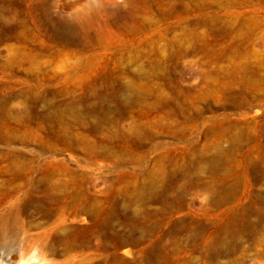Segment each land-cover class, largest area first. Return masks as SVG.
<instances>
[{
  "label": "rangeland",
  "instance_id": "obj_1",
  "mask_svg": "<svg viewBox=\"0 0 264 264\" xmlns=\"http://www.w3.org/2000/svg\"><path fill=\"white\" fill-rule=\"evenodd\" d=\"M2 17L0 93H14L5 105L10 133L25 141H0L1 169L12 149L30 169H41L31 171L34 177L63 161L83 180L78 195L98 198L104 203L99 215L114 217L102 248L100 236L88 232L93 216L78 209L76 264H113L114 258L121 264H264V0H0ZM22 90L79 106L82 113L113 116L119 142L142 161L118 166L116 155L90 157L82 145L41 149L54 135L39 129L36 113L51 108L37 104L25 111ZM87 125L71 133L107 140ZM136 127L150 136L134 146ZM197 154L200 161L192 166ZM169 160L189 175L146 185L157 198L142 205L157 211L146 224L121 218L130 214L120 188L141 182L156 166L163 174ZM215 165L218 181L209 188L197 179ZM200 236L205 242L216 237L213 255L203 240H193ZM161 244L160 258H143ZM40 253L32 248L5 260L64 258Z\"/></svg>",
  "mask_w": 264,
  "mask_h": 264
},
{
  "label": "bare ground",
  "instance_id": "obj_2",
  "mask_svg": "<svg viewBox=\"0 0 264 264\" xmlns=\"http://www.w3.org/2000/svg\"><path fill=\"white\" fill-rule=\"evenodd\" d=\"M0 20L6 21L7 18L2 17ZM17 26L23 28L24 21L17 23ZM9 69L13 70V67H9ZM25 92L24 90L21 91V94L27 98L26 101H29V109H24L25 111L34 110L37 104H46L51 108L49 111L36 113L39 119V129L47 130V133L54 135L39 144L41 149L55 152L62 149H76L82 145V149L88 151L90 157H112L116 155L115 164L118 166L123 165L125 162L139 163L142 161L141 157L126 150L119 142V131L115 129L118 119H114L113 116L107 114L94 115L90 110L82 113L79 106L55 104L52 97H47L33 90L28 93ZM13 94L11 91L0 93V141L4 145H9L15 139H19L21 142L25 141L22 135L14 136L10 133L11 129L14 130V126L10 128V119L7 118L8 111L5 110V105L10 104ZM28 117L30 116L28 115ZM21 121L26 126L28 119L24 116ZM86 124L88 125L85 128L90 127L94 134L101 132L108 135L107 140H104V138L98 140L96 137L90 139L86 137H84L85 139L83 137L77 138L71 133L73 129L82 130V127ZM86 133L88 132L82 133V135ZM133 133L137 138L133 143L134 146H137L145 136H150V133L144 132L140 127H136ZM11 152L13 157L10 158L9 151L4 157L6 169L3 170L0 167V264H9V260H5L8 255L19 253L24 256V253H28V250L32 248L41 252L40 254L60 252L64 258L63 260L43 261L19 260V264H76V249L81 237V229L75 225L78 209L85 210L93 216V222L88 228V232L90 234L97 233L102 240L101 247L105 248L106 245L103 241L107 237L106 228L113 225L114 217L99 215L104 203L98 198H83L78 195L76 184L83 180L77 176L73 177L69 168L65 166V162L60 160L54 164L57 167L56 170L46 169L43 171L42 176L34 177L31 171L39 173L41 169H30L33 165L22 159L23 154L20 151L12 149ZM199 158L200 156L197 154V156L190 158L189 162L194 166L200 161ZM160 159L158 157L155 161L158 162ZM11 166L13 167L14 176L9 177ZM25 166H29V168ZM167 167V171H164L163 174H161L160 166L153 167L152 170L143 173L145 178L143 177L141 182L131 186L126 184L123 189L120 188L119 196H123L122 204L125 212L127 211L130 214V216L121 218L125 221L129 220L132 224H135V222L146 224L157 213V211L142 207V205L152 201L153 198L157 199L152 193L147 192L146 185L153 179L165 178L167 175L172 180L185 179L189 175L188 170L180 163L175 165L174 160H169ZM124 173L128 174L122 171L121 176ZM218 173L219 168L215 165L209 169L208 174H203L202 177L199 176L197 180L205 186L213 188V185L218 181L216 177ZM59 174H69L70 178L64 179L55 176ZM134 175L129 174L132 177ZM133 203H138L137 207H131ZM221 203V201L216 200L217 205ZM78 206L81 207L78 208ZM112 206L113 208L116 207L113 204ZM161 213L166 212L162 211ZM215 238L212 240L214 241ZM193 240L201 242L203 239L200 236ZM212 240L211 242L203 240V244L211 248H208L211 255H213ZM164 246L165 244H161L158 247L160 250H155V254L153 251L151 256L150 253H147L143 258L151 260L150 258L155 255L153 260H157L160 258V253L165 249ZM119 260V258H114L113 264H121ZM32 261L35 262L32 263ZM103 264L108 263L105 261Z\"/></svg>",
  "mask_w": 264,
  "mask_h": 264
}]
</instances>
